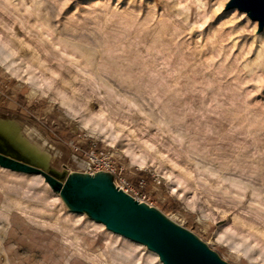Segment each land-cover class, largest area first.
<instances>
[{"label": "rangeland", "instance_id": "obj_1", "mask_svg": "<svg viewBox=\"0 0 264 264\" xmlns=\"http://www.w3.org/2000/svg\"><path fill=\"white\" fill-rule=\"evenodd\" d=\"M229 2L0 0V119L60 172L110 150L119 186L227 262L264 264V27ZM156 255L0 166V264Z\"/></svg>", "mask_w": 264, "mask_h": 264}, {"label": "water", "instance_id": "obj_2", "mask_svg": "<svg viewBox=\"0 0 264 264\" xmlns=\"http://www.w3.org/2000/svg\"><path fill=\"white\" fill-rule=\"evenodd\" d=\"M233 6L257 19L258 31L264 27V0H230L226 8ZM49 161L50 157L42 160L0 127V166L42 175L70 211L86 214L107 229L146 245L163 264H231L191 230L118 186L112 172H60L48 168Z\"/></svg>", "mask_w": 264, "mask_h": 264}, {"label": "built area", "instance_id": "obj_3", "mask_svg": "<svg viewBox=\"0 0 264 264\" xmlns=\"http://www.w3.org/2000/svg\"><path fill=\"white\" fill-rule=\"evenodd\" d=\"M81 151H83L84 154L82 156L76 155L74 159V161L77 162L79 171L88 172L90 174H95L99 171L112 172L115 175V182L118 185L116 180L118 177V168L110 150L96 149V143H93L92 148ZM122 188L126 192H129V190L125 189L124 187Z\"/></svg>", "mask_w": 264, "mask_h": 264}, {"label": "bare ground", "instance_id": "obj_4", "mask_svg": "<svg viewBox=\"0 0 264 264\" xmlns=\"http://www.w3.org/2000/svg\"><path fill=\"white\" fill-rule=\"evenodd\" d=\"M0 127L3 128L5 131H7L9 134L14 136L19 142L23 143L28 147L33 153H35L38 157H40L42 160L48 161L49 155L46 152H43L39 147L36 145H33L29 143L27 140H25L22 137L21 131L18 127V125L11 121V120H0ZM106 139L109 140V144L112 146H115V141L109 139L108 135H103ZM142 166L144 165L142 162H139ZM156 255V253H155ZM157 256V255H156ZM161 263V261H160Z\"/></svg>", "mask_w": 264, "mask_h": 264}]
</instances>
